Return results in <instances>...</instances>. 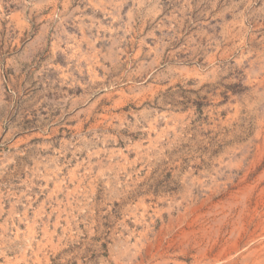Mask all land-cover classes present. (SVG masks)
Segmentation results:
<instances>
[{
	"label": "rangeland",
	"instance_id": "1",
	"mask_svg": "<svg viewBox=\"0 0 264 264\" xmlns=\"http://www.w3.org/2000/svg\"><path fill=\"white\" fill-rule=\"evenodd\" d=\"M0 264H264V0H0Z\"/></svg>",
	"mask_w": 264,
	"mask_h": 264
}]
</instances>
